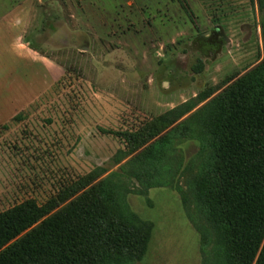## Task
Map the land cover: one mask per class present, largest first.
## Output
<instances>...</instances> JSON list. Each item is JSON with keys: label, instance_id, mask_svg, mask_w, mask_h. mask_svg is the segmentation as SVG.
<instances>
[{"label": "rangeland", "instance_id": "obj_1", "mask_svg": "<svg viewBox=\"0 0 264 264\" xmlns=\"http://www.w3.org/2000/svg\"><path fill=\"white\" fill-rule=\"evenodd\" d=\"M2 23L0 213L83 178L147 237L141 257L103 264H227L191 193L199 113L263 61L257 0H33Z\"/></svg>", "mask_w": 264, "mask_h": 264}, {"label": "trees", "instance_id": "obj_2", "mask_svg": "<svg viewBox=\"0 0 264 264\" xmlns=\"http://www.w3.org/2000/svg\"><path fill=\"white\" fill-rule=\"evenodd\" d=\"M257 3L263 13L264 0ZM48 95L29 108L44 104ZM199 115L210 139L198 136L204 156L199 154L191 193L208 222L206 234L223 239L227 264H264V58ZM27 116L20 112L2 129ZM88 185L81 178L44 204L27 198L1 212L0 264H103L114 256L141 257L147 237L114 217L99 186L86 190Z\"/></svg>", "mask_w": 264, "mask_h": 264}, {"label": "crops", "instance_id": "obj_3", "mask_svg": "<svg viewBox=\"0 0 264 264\" xmlns=\"http://www.w3.org/2000/svg\"><path fill=\"white\" fill-rule=\"evenodd\" d=\"M4 2L6 3V5H2V7L4 8L3 13L0 15V25H1V21L3 22L2 25L4 26H8L7 23H4V21H8V20H16V19H26L29 18L31 15V8H32V4H33V0H4ZM1 12V10H0ZM14 24V21H13ZM22 29L23 24L20 26ZM23 33L22 30H20L19 34H18V38L17 43H19L21 41V34ZM5 38H7L4 35ZM0 41H1V36H0ZM10 44V48H13L12 44L9 42ZM25 43H21L18 44L19 48H16V50H24L26 49V45H24ZM16 46V43H14V48ZM26 99L24 98H19V100L17 99L15 102L16 104L20 105H24V104H28L29 101H24ZM26 102V103H25ZM15 104V105H16ZM10 108V106L8 107Z\"/></svg>", "mask_w": 264, "mask_h": 264}]
</instances>
